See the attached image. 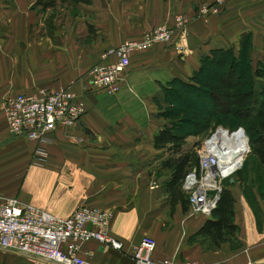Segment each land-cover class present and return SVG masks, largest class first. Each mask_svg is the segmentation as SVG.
<instances>
[{"label":"crops","instance_id":"0c3cea01","mask_svg":"<svg viewBox=\"0 0 264 264\" xmlns=\"http://www.w3.org/2000/svg\"><path fill=\"white\" fill-rule=\"evenodd\" d=\"M46 2L0 0V192L60 217L84 205L109 211V234L123 247L85 242L80 255L98 264H134L132 252L144 236L156 239L157 260H263L264 184L256 172L249 167L230 179L237 230L216 244L198 233L207 217H189L181 201L172 207L170 170L161 165L168 153L154 139L165 124L158 102L174 80L190 79L204 57L230 48L238 54L249 41L252 65L258 63L264 54V0ZM207 5L211 9L202 12ZM180 15L188 20L182 51L160 43L133 53L117 94L89 87V71L104 51L159 25L175 29ZM41 87H71L86 104L77 124L49 135L45 166L34 161L37 143L13 135L4 114L7 98ZM0 264L56 263L0 248Z\"/></svg>","mask_w":264,"mask_h":264},{"label":"built area","instance_id":"2783aa9c","mask_svg":"<svg viewBox=\"0 0 264 264\" xmlns=\"http://www.w3.org/2000/svg\"><path fill=\"white\" fill-rule=\"evenodd\" d=\"M210 9L207 5L202 11ZM185 32V18L180 15L175 30L159 25L140 39L125 40L104 51L101 61L89 71V87L108 95L117 94L126 79L133 53L149 50L160 43L172 44L182 51ZM85 111L83 97L71 87L56 90L41 87L34 92L10 96L4 104L10 132L37 143L35 159L40 163L46 159L44 144L49 135L60 126H74ZM237 152H242L245 159L251 152L250 138L243 126L231 129L220 125L202 142L198 151L199 168L190 170L182 183L189 198V217L212 215L224 180L239 171L245 161L238 168L229 166ZM111 219L109 211L86 205L77 207L67 217H60L19 196L0 192V248L56 264H98L84 259L80 250L90 240L122 249V242L109 234ZM156 248V239L144 236L132 252L134 264H183L175 256L155 259ZM249 264H264V259Z\"/></svg>","mask_w":264,"mask_h":264},{"label":"trees","instance_id":"16d2710c","mask_svg":"<svg viewBox=\"0 0 264 264\" xmlns=\"http://www.w3.org/2000/svg\"><path fill=\"white\" fill-rule=\"evenodd\" d=\"M48 5H53L55 0H46ZM75 2H84L88 3L90 0H73ZM249 42V41H248ZM248 42H244L241 46L240 52L241 59L238 58V54L232 49H221V50H214L211 54L204 57L202 60V65L198 70V77H203L205 80L195 78V81H198L199 85L201 84L204 87V91L206 94L209 95L211 98L210 108L211 111L207 114L208 116H213L215 114H219L220 112L226 113V116L229 115L231 112L226 106V101L222 100L219 101L216 93L219 91L217 90L215 85L217 84H225L227 87L228 84L225 83L223 80L216 81V84L213 85L210 89L205 88L208 87L210 84L211 79L213 78V74H211L212 70L209 68L208 64L218 65V67L226 68L227 70V78H237V82L235 84L240 85V79H246L249 76L250 70H252L251 61L249 62V71L245 68V63L248 61L247 58L250 52V46ZM240 62L243 63L242 68L240 71H237L238 65H241ZM264 64V59H260L257 63ZM211 67V66H210ZM255 67L253 66V69ZM247 72V73H246ZM260 73H257V76ZM252 77V76H250ZM254 77V76H253ZM239 79V80H238ZM176 82L174 80L172 83ZM177 82H181L177 80ZM187 88H192L190 85H184ZM194 87V86H193ZM170 88V87H169ZM167 88V90L169 89ZM242 97L248 96L251 94V90H246L242 92ZM226 95L229 93L226 92ZM260 104L264 107V101L260 102ZM181 110L176 108H171L168 110L161 111L160 116L166 120H169L170 123L165 122L162 128L158 131L154 139V146L158 149L165 150L168 153V156L165 157L161 165L163 168L170 170V177L167 180V188L170 191L171 195V204L172 207L174 206L176 201H181L184 211L187 212L189 210V198L186 192L182 188V183L187 175V173L192 169L199 168V157L195 150H191L187 146V138L189 135H192L191 129L186 130L184 127L180 126L176 122L177 119L181 118L182 116L189 115V107L180 106ZM256 107H250L248 110L244 112L237 113L236 115L240 118V124L244 125L249 138H250V146L251 152L246 157L244 161V165L241 170H239L236 176L241 175V173L247 170V168L252 167V164H255L256 167L253 169L254 172L257 174V179L262 181V185L264 184V171H261V167H264V112L258 111L255 109ZM255 111V112H254ZM257 115L259 119V123L255 124L248 120V115ZM202 114L201 112H195L194 116L200 117ZM211 119V117H210ZM196 125V123H195ZM231 129L237 128L230 127L227 124H221ZM210 124L205 123L202 121H198V127H200L199 132L201 133L207 128H209ZM255 131V134L251 135L249 132ZM250 155H253L255 158L252 160V164L249 161ZM249 159V160H248ZM252 170V168H250ZM229 182L230 180H226L223 184V189L220 194L219 201L217 203L216 208L213 210L212 215L207 218L204 225L200 228L199 232L201 235L206 236L211 239L213 243L219 244L227 240L230 236H233L237 230L236 225L233 222L234 217V197L229 189ZM261 185V186H262Z\"/></svg>","mask_w":264,"mask_h":264},{"label":"rangeland","instance_id":"374dc122","mask_svg":"<svg viewBox=\"0 0 264 264\" xmlns=\"http://www.w3.org/2000/svg\"><path fill=\"white\" fill-rule=\"evenodd\" d=\"M203 12V11H202ZM177 28V27H176ZM175 28V29H176ZM185 28L188 29V20L185 21ZM174 29V30H175ZM177 36V35H176ZM243 44V43H242ZM241 44V46H242ZM250 52L249 56L247 58V62L244 64L247 71H249V62L252 63V42H248ZM241 49V48H240ZM240 52V50H239ZM241 54H238V58L241 59ZM262 59H264V54L261 56ZM241 65H238L239 67L235 68L237 71H240L242 68L243 63L240 62ZM209 68H211L213 74V78L210 81V84L208 85V88L210 89L213 85L216 84V81L223 80L225 83L228 84L226 87L225 84H217L215 85L217 90H219L216 95L219 98V101H226V106L230 110V114L226 116V113L220 112L219 114H215L213 116H208L207 114L211 111L210 108V102L211 98L208 94L205 93L204 87L199 83L198 81H195V78H199L201 80H205L203 77H198V70L193 73V76L188 80H180L181 82H174L170 84V88L166 89V98L162 102H158V109L160 111L168 110L171 108H176L178 110H181L180 106L189 107V115L188 116H182L181 118L177 119L176 122L179 124H182L180 126L184 127L186 130H193L191 133L192 135H189L187 138V146L191 148V150H195L198 154V151L201 147L202 142L207 138V136L211 133V131L215 130L218 126L221 124H227L230 127L235 126H242V123L240 124V118L236 115L237 113L244 112L245 110H248L250 107H256L255 109L259 112H264V107L260 104V102L264 101V64H256L255 66L251 64L252 70H250V74L246 79L239 78L240 85L235 84L237 82V78H230V80L225 79L227 78V70L226 68L218 67V65H211L208 64ZM211 66V67H210ZM253 66L255 67L253 69ZM260 73V75L257 76V73ZM247 73V72H246ZM252 76V77H250ZM254 76V77H253ZM184 85H190L192 88H187ZM194 86V87H193ZM213 88V87H212ZM246 90H251V94L245 97H242V92H245ZM228 92L229 94L226 95L225 93ZM201 112V116H194L195 112ZM255 112V111H254ZM211 117V119H210ZM248 120L251 122L258 124L259 119L257 118V115L253 113V115H248ZM198 121H202L205 123H209L210 126L207 128V130L198 133L200 127H198ZM165 122L170 123L169 120L165 119ZM196 123V125H195ZM224 126V125H223ZM238 126V127H239ZM226 127V126H225ZM244 127V125H243ZM251 135L255 134V131L249 132ZM37 147V145H36ZM36 149V148H35ZM47 148H45L46 150ZM35 150L33 152L34 161L38 165L45 166L46 161L42 164L40 162H37L35 160ZM49 156V150H46V157ZM250 162L252 164V160H254V156L250 155ZM245 158V157H244ZM242 158L238 159L237 161L229 163V166H233V168H238ZM244 165V163H243ZM242 165V167H243ZM250 167V165H249ZM256 167L255 164H252V170ZM261 171H264V167L260 168ZM238 172V171H237ZM233 174L229 179L230 180L236 177V174ZM224 180V182L226 181ZM223 182V184H224ZM18 196V195H17Z\"/></svg>","mask_w":264,"mask_h":264},{"label":"bare ground","instance_id":"6f19581e","mask_svg":"<svg viewBox=\"0 0 264 264\" xmlns=\"http://www.w3.org/2000/svg\"><path fill=\"white\" fill-rule=\"evenodd\" d=\"M244 157H245V155L242 152H237L235 155V158H233L232 162L237 161L238 159L244 158ZM229 163H231V162L229 161Z\"/></svg>","mask_w":264,"mask_h":264},{"label":"water","instance_id":"95a60500","mask_svg":"<svg viewBox=\"0 0 264 264\" xmlns=\"http://www.w3.org/2000/svg\"><path fill=\"white\" fill-rule=\"evenodd\" d=\"M91 134H94L91 130L87 129Z\"/></svg>","mask_w":264,"mask_h":264}]
</instances>
